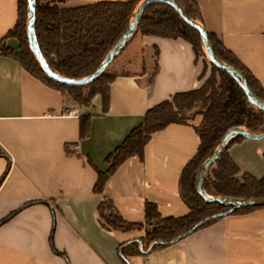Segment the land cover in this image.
<instances>
[{
    "label": "crops",
    "instance_id": "1",
    "mask_svg": "<svg viewBox=\"0 0 264 264\" xmlns=\"http://www.w3.org/2000/svg\"><path fill=\"white\" fill-rule=\"evenodd\" d=\"M98 1L67 0L62 7ZM200 22L264 89V0H193ZM19 19L18 0H0V48L20 54L8 36ZM108 103L96 94L79 117L62 90L0 52V264H264V209L225 215L182 239L142 253L146 203L162 217L190 212L180 176L201 143L195 122L171 123L154 132L142 156L126 159L110 174L102 193L98 173L107 157L147 111L205 82L206 61L178 37L138 33L113 61ZM82 123L87 134L82 136ZM228 152L244 174L264 177V139L244 138ZM109 199L128 231L105 226L98 206ZM142 249V247H141Z\"/></svg>",
    "mask_w": 264,
    "mask_h": 264
},
{
    "label": "trees",
    "instance_id": "2",
    "mask_svg": "<svg viewBox=\"0 0 264 264\" xmlns=\"http://www.w3.org/2000/svg\"><path fill=\"white\" fill-rule=\"evenodd\" d=\"M66 1L51 0L53 4L41 5L39 0H36V35L41 51L54 71L65 77L81 79L98 69L109 51L127 31L143 0L98 1L75 7L58 5ZM177 1L192 19L202 24L197 5L193 0ZM28 8L29 0H25V10L23 0H18L19 19L8 33V36L19 39L20 54H15L7 48H0V52L18 58L24 68L62 90L80 108L89 107L96 94H101L107 105L109 84L115 79V73L106 69L88 84L70 85L54 80L43 70L38 57L30 47ZM138 33L181 37L191 42L195 51L204 47L200 32L189 25L177 9L163 2H153L146 8L129 42ZM208 33L216 56L226 64L240 70L245 75L250 88L264 101V89L256 79L218 38L209 31ZM213 65L222 75L221 90L215 89L208 93L203 85L195 90L176 93L171 99L150 108L144 122L133 129L125 141L107 157L110 164L108 171L98 173L95 191L102 193L109 175L114 173L126 159L133 155L142 156L144 146L154 132L171 123L188 122L185 113L195 107L197 102L203 103V108L199 111L202 118L196 126L201 143L196 155L182 170L179 182L181 196L188 204L190 212L180 217L164 218L154 203L147 202L145 209L147 239L144 237L142 240L128 243L136 245L142 253L174 243L223 217L210 218L215 214L228 211L231 206L207 202L197 192L196 184L201 167L219 147L224 135L231 127H242L251 133L264 132V111L249 100L244 89L230 73ZM87 87L90 90L88 94H84L83 91ZM81 126L82 136H85L87 134L85 124L82 123ZM244 138L242 135L231 138L224 152L212 165L203 182L204 190L209 195L240 198L264 197V177L256 178L250 174H244L242 179H239L237 176L241 172L240 168L228 152L231 144ZM256 208L264 209V206L243 207L231 214L248 212ZM105 209H112V212L106 214ZM98 211L107 227L128 231L143 226L141 223L124 220L109 199L99 204ZM206 218L210 219L192 230L197 223ZM148 226L153 227L150 230ZM125 248L126 245L121 247L120 255L125 264H130Z\"/></svg>",
    "mask_w": 264,
    "mask_h": 264
},
{
    "label": "water",
    "instance_id": "3",
    "mask_svg": "<svg viewBox=\"0 0 264 264\" xmlns=\"http://www.w3.org/2000/svg\"><path fill=\"white\" fill-rule=\"evenodd\" d=\"M153 2H163L167 3L171 6H173L177 11L180 13L181 17L192 27L196 28L203 39L204 42V48L205 52L210 59V61L218 66L221 69L226 70L228 73H230L241 85V87L244 89L245 93L247 94L249 100L262 109L264 111V101L257 96V94L250 88L248 85V81L245 77V75L238 69H236L233 66H230L220 60L213 49L212 43L210 41L209 33L206 27L202 24H200L198 21L192 19L185 11V9L178 3L177 0H143L140 5L137 8V11L135 13L134 18L132 19L127 31L124 33V35L121 37V39L114 45V47L109 51L106 58L103 60L101 65L98 67V69L91 75L85 78L81 79H75L70 77H65L63 75H60L56 71H54L46 58L44 57L43 52L41 51V48L38 43L37 35H36V0H29V8H28V36H29V42L30 46L32 47L33 51L35 52L36 56L38 57L43 70L54 80L67 83L70 85H83L88 84L92 82L95 78H97L103 71L106 70V68L118 57L121 50L127 45L129 40L134 34V31L140 21L141 16L145 12L146 8L152 4ZM242 135L245 138L249 139H256L261 140L264 139V132L262 133H251L247 131L246 129L242 127H231L226 134L224 135L221 144L219 147L214 151V153L203 163L200 173L197 178V192L198 194L207 202H216L223 204L225 206H231V208L222 213H218L213 215L210 218H218L220 216H225L228 214H231L233 211L239 208L243 207H256V206H264V197H251V198H240V197H228V196H222V197H213L206 193L203 187V182L210 171L212 165L215 163V161L220 157V155L224 152L226 145L228 141L237 136ZM210 218H206L203 221H200L197 223L192 230L197 229L200 227L204 222L208 221ZM143 250V245H142Z\"/></svg>",
    "mask_w": 264,
    "mask_h": 264
},
{
    "label": "rangeland",
    "instance_id": "4",
    "mask_svg": "<svg viewBox=\"0 0 264 264\" xmlns=\"http://www.w3.org/2000/svg\"><path fill=\"white\" fill-rule=\"evenodd\" d=\"M23 2H24V10H25V0H23ZM39 3L41 5H45V4H48V3L53 4L51 2V0H39ZM62 4H64V3H59L58 5L61 6ZM25 47H26V49H28L27 45ZM196 53H197L198 58L203 59L204 61H206L205 62L206 63V71H205V77L206 78H205V82H204L203 85L205 86V89H207V92L211 93L215 89L216 90H221L220 86H221V83H222V75H221L220 71L217 68H214V65L212 64V62L210 61V59L208 58V56L205 53L204 47L202 46L201 48H199L196 51ZM112 63H114V62H112ZM112 63L106 69H107V71H109L111 73H114L116 65H114ZM89 90H90L89 87H87V88H85L83 93L84 94H88ZM202 105H203V103L201 101H199V102H197L195 107H193L191 110L187 111L185 113L187 119L192 121V122H195V123L199 124V122H200V120L202 118V115L199 114V111L203 108ZM77 106L80 107L78 104H77ZM104 211H105L106 214H109V213L112 212V209H105ZM152 227L153 226H148V229L151 230Z\"/></svg>",
    "mask_w": 264,
    "mask_h": 264
},
{
    "label": "built area",
    "instance_id": "5",
    "mask_svg": "<svg viewBox=\"0 0 264 264\" xmlns=\"http://www.w3.org/2000/svg\"><path fill=\"white\" fill-rule=\"evenodd\" d=\"M66 115L79 117L82 114V110L75 104L66 105Z\"/></svg>",
    "mask_w": 264,
    "mask_h": 264
}]
</instances>
